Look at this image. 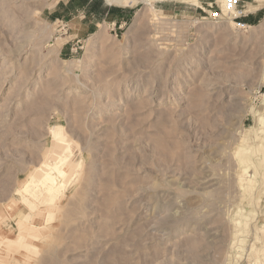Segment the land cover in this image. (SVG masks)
<instances>
[{"label": "rangeland", "instance_id": "rangeland-1", "mask_svg": "<svg viewBox=\"0 0 264 264\" xmlns=\"http://www.w3.org/2000/svg\"><path fill=\"white\" fill-rule=\"evenodd\" d=\"M223 3L0 0V264H264V0Z\"/></svg>", "mask_w": 264, "mask_h": 264}, {"label": "bare ground", "instance_id": "bare-ground-1", "mask_svg": "<svg viewBox=\"0 0 264 264\" xmlns=\"http://www.w3.org/2000/svg\"><path fill=\"white\" fill-rule=\"evenodd\" d=\"M112 4L127 5L137 2L138 0H108ZM168 1V0H163ZM170 1V0H169ZM180 2L197 1V0H176ZM223 8L227 11L234 9L233 3L228 4V0H223ZM226 11V12H227ZM52 128V127H51ZM65 128V127H64ZM62 126L52 129L54 137V145L49 152L47 158L42 162L38 169H35L31 174L30 180L25 183V189H31L32 195L37 197L40 191H44L48 196H51V200L55 202L59 199V196L63 193L67 186V181L71 175L75 172L76 164L71 161V149L72 143L68 138L65 130ZM58 150H61L59 152ZM241 159L244 160V152H240ZM47 195L44 201L47 202ZM38 198V197H37ZM32 203L31 200H28ZM14 209V207H13ZM1 219V217H0ZM19 223H22L20 220ZM6 236L5 238H8Z\"/></svg>", "mask_w": 264, "mask_h": 264}]
</instances>
